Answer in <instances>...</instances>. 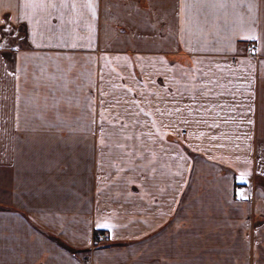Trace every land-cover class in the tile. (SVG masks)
Instances as JSON below:
<instances>
[{
  "label": "crops",
  "instance_id": "1",
  "mask_svg": "<svg viewBox=\"0 0 264 264\" xmlns=\"http://www.w3.org/2000/svg\"><path fill=\"white\" fill-rule=\"evenodd\" d=\"M55 4L0 0V264H264V0Z\"/></svg>",
  "mask_w": 264,
  "mask_h": 264
},
{
  "label": "snow or ice",
  "instance_id": "2",
  "mask_svg": "<svg viewBox=\"0 0 264 264\" xmlns=\"http://www.w3.org/2000/svg\"><path fill=\"white\" fill-rule=\"evenodd\" d=\"M26 7H34L36 6V0H22ZM95 0H87V6L92 9ZM187 2V0H185ZM195 3H226L228 0H194ZM232 3L242 4L248 7H251L252 0H231ZM40 6H43L45 3H50L53 7L56 6L55 0H39ZM77 0H60V4L72 9L76 8ZM18 33L12 28L10 20L8 18H0V60L4 58H10L13 61L16 57V52L18 51V47H14L13 42L15 41ZM250 39H254L255 37H249ZM98 227L107 228V224H98Z\"/></svg>",
  "mask_w": 264,
  "mask_h": 264
},
{
  "label": "built area",
  "instance_id": "3",
  "mask_svg": "<svg viewBox=\"0 0 264 264\" xmlns=\"http://www.w3.org/2000/svg\"><path fill=\"white\" fill-rule=\"evenodd\" d=\"M246 48H252L251 44H246ZM106 234L104 232H98L94 235L93 243L94 245H98L106 240ZM84 264H89L87 260L84 261Z\"/></svg>",
  "mask_w": 264,
  "mask_h": 264
},
{
  "label": "trees",
  "instance_id": "4",
  "mask_svg": "<svg viewBox=\"0 0 264 264\" xmlns=\"http://www.w3.org/2000/svg\"><path fill=\"white\" fill-rule=\"evenodd\" d=\"M58 242H59L60 244H62L63 246H65V244H64L63 242H61V241H59V240H58Z\"/></svg>",
  "mask_w": 264,
  "mask_h": 264
}]
</instances>
